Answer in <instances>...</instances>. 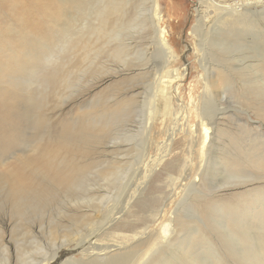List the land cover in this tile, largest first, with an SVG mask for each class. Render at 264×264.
I'll return each instance as SVG.
<instances>
[{
    "label": "rangeland",
    "instance_id": "374dc122",
    "mask_svg": "<svg viewBox=\"0 0 264 264\" xmlns=\"http://www.w3.org/2000/svg\"><path fill=\"white\" fill-rule=\"evenodd\" d=\"M82 2L68 14L58 0H0V264H77L69 258L88 252L95 264H264V81L256 69L264 0L250 4L252 31L222 50L206 25L202 41L192 31L198 0H158L160 32L176 54L164 72L150 27L122 35L130 39L124 64L111 55L118 43L95 33L105 0ZM172 70L178 78L165 80ZM203 119L213 130L201 161ZM44 155L82 167L81 181L54 187L39 206L20 205L11 181L34 174L38 182L33 169ZM125 240L121 250H93ZM119 252L121 263L112 259Z\"/></svg>",
    "mask_w": 264,
    "mask_h": 264
},
{
    "label": "bare ground",
    "instance_id": "6f19581e",
    "mask_svg": "<svg viewBox=\"0 0 264 264\" xmlns=\"http://www.w3.org/2000/svg\"><path fill=\"white\" fill-rule=\"evenodd\" d=\"M58 1L61 4V6H60L61 9H63V11H65V13H68V14H70L74 10L77 11V10L83 9L84 4L86 3V2H82L83 0H58ZM102 1L104 2V0H102ZM198 1H199V4L195 8V10H197V13L199 14V16H198L199 22L193 26L192 31L197 34V36L199 37V40H200L201 36H203V35L206 38L207 34H205V33H208V31L212 29L214 31V33H217V41L215 42V44L217 45V49L222 50L224 45L226 44L225 43L226 40H228L229 37H232V36L238 37V35L240 33H245L247 30L252 31L251 26H254V25H252V22H251L252 20L248 16V13L252 12L250 9V6H253V5H250V4L259 2L261 0H231V1L230 0H224V1L198 0ZM157 2H158V0H105L106 5L104 4L103 8L101 9L102 10L101 13L99 12V15H97L96 19L98 20V24L96 27H94V29H95V33L100 34L101 36H104L105 38L108 39L107 44H109L111 42H117L118 43L117 45L120 48H115L114 50H112L111 55L113 54L114 56L122 59L121 62H123L125 64V62L127 60V59H125V57L127 56L126 47L128 45V43L126 44V42H129V40L131 38H133L132 36L135 34L137 36H140L141 34H139V33L141 31H144L146 27H150L152 31H151V35L149 37V39H151V40H149V44L151 43L153 45V43H155L157 46V49L162 53V59L159 63V71L164 72L166 70V68H168L172 62H174V58H175L176 54H175V51H174L173 47L171 46V44L168 40V37L162 36V33L160 32V27H161V25L159 24V21H160V17H159L160 14L159 13L160 12H158L156 10ZM202 5L206 6V8L200 7ZM255 8H256V6H255ZM257 11H259V10H257ZM205 14H207L209 16V17H207L208 18L207 21L210 22V23H208V25L206 24V21L203 19ZM256 15L258 16L259 14L257 13ZM213 18H214L215 22H217V23H214L212 21ZM67 21H68V19H65L63 21V23H61L59 26L63 31H65L66 28L68 27ZM109 21H113L112 26H108ZM204 22H205V24H204ZM202 25H206L208 27V31L206 30L204 34H203L204 30L201 28ZM126 32H128V35H126L127 34ZM122 35L128 36L130 39H128L126 41V40H124ZM121 41H124L125 43H122ZM200 41H202V40H200ZM146 50H147V48L144 49V52ZM145 54H143V55H145ZM257 57H258L259 61L256 64V69L261 72L260 78H261V80L264 81V67H263L264 55H257ZM42 59L49 60V58L46 57L44 54L42 56ZM203 62H204V51L202 50L201 66L204 69L205 64ZM169 74L170 75L168 77H166L165 80L171 82V81H175L178 78V74H177L176 70L169 71ZM228 77H229V75H225L220 79L222 80V82L224 84H227V83H229ZM211 86H217V85L211 83ZM203 87H204V93H206L207 90H209V88H210V82L208 81L207 77L203 78ZM197 126H198L197 138L200 141L199 152H200L201 161H202L203 160V153L206 149V143H208V141H209V137H210V134H212L213 128L210 127L204 121V119L202 121L198 122ZM80 134L81 135L85 134L84 129L80 130ZM165 136H167V135H165ZM174 137H175L174 133L172 134V136L170 138L166 137L169 139L167 142L164 141L166 143L164 144V147L162 148V150L165 149L167 152L171 151L172 146H173L172 140ZM154 143H156V142H154ZM157 144H159V143H156V145ZM160 153H162V152L160 151ZM164 153H165V151H164ZM162 155H163V153H162ZM152 156H154V155H152ZM168 156H169V154H164V156H160V157L156 156V158H160V159H157L154 162V164L152 161V162H149L150 164H148V165L145 163V165L147 166L148 170L154 169L156 167V163H158L161 166V163L163 162L164 158H166ZM149 157H150V155H149ZM38 163H39V166L36 169H33V170H37L38 173H39V171H41V173H40L41 178L38 177V182H34V174L15 175L11 181L10 190H11V195L13 196L12 199L20 201V205L21 204L23 205V202L27 201V200L28 201L37 200V204L39 206V203H41L42 200L44 201L46 198H49L51 200V198L53 197L52 189H54V187L55 188L63 187V188L70 189L73 186H75L76 184L80 183L79 181H81L82 167L68 166L64 162L56 161V160L49 158L48 156H45V155L41 157V159L39 160ZM147 163H148V161H147ZM158 170H160V169H158ZM117 171H119V170H117ZM151 172H152V170H151ZM116 174H118V173H116ZM149 174H151V173H149ZM137 188H138V186H137ZM155 220H157V218H155ZM79 221H81V220H79ZM172 221L173 220L170 217L166 218L165 219L166 223L163 224L164 226L161 227V233H159V234L163 240H166L167 236H169V233L171 230L170 225L172 224ZM109 222L113 223L114 220H112V221L110 220ZM174 230H175V228H173L172 232H174ZM140 234H141V232H140ZM137 235H138V233L133 234L132 239H134V237H137ZM126 240L128 241L130 239L126 238ZM126 240L121 241L119 243H118V241L112 242L113 244H111V245H106L107 243L104 245H100V246L95 245L96 247L93 248V250L99 249L97 251L104 252L103 254H105V253L108 254L110 251H112V249L121 250V247L125 244ZM128 246H131V245H128ZM85 250L87 251V249H85ZM149 250H150V248H149ZM56 252H57V250L54 251L52 258H54ZM126 253H127V251H126ZM95 257H97L96 253H92V252L89 253L88 252L86 255V258L81 257L79 259H76V258L71 257V258H69V260H70V262L77 263V264H93V263L95 264L96 263V262H94ZM56 258H57V263H58L60 261V259H58V258H60V256H56ZM112 259H113V261L116 259L117 263H121L123 260L122 254L120 253V254H117L116 256L113 255ZM124 261H125V259H124ZM38 263H37V261H35L34 263H31V264H38Z\"/></svg>",
    "mask_w": 264,
    "mask_h": 264
}]
</instances>
